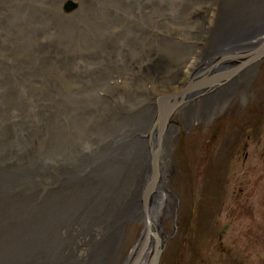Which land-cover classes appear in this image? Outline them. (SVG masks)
I'll use <instances>...</instances> for the list:
<instances>
[{"label": "bare ground", "instance_id": "bare-ground-1", "mask_svg": "<svg viewBox=\"0 0 264 264\" xmlns=\"http://www.w3.org/2000/svg\"><path fill=\"white\" fill-rule=\"evenodd\" d=\"M190 1L180 2L179 7L184 9ZM140 2L0 0V50H4L0 53V264H30L40 255L39 252L58 250L61 229L69 230L76 223L87 226H83V230L89 226L97 227L94 231L100 235L101 241L93 246L95 249L90 256L104 257L116 248L111 244L119 225L136 217L144 220L140 196L150 177V150L155 148L157 140L156 127L151 131L156 118V108L149 97L151 90L147 89L148 93L138 98H123L126 104L122 105L115 99L110 101L101 97L96 88L105 79L104 67L109 66L106 71L128 72L126 66L116 61V41L113 43L107 38L112 39L108 35L113 34L116 23L128 22L123 24L125 29L138 25L135 20L141 12L137 11L132 22L128 15L132 10L129 7L135 10L138 4H143L146 11L142 17L164 9L162 0ZM203 2L211 6L213 20L197 32L205 33L198 36L201 42L196 41L201 45L188 41L183 45L175 43L172 36L163 38L157 32L145 36L139 28L123 37L128 43L138 45L143 36L144 39L152 37L148 45L153 59L150 71L153 76H158V85L155 84L160 90L158 94L179 90L192 73L207 67L218 55L249 50L264 37V0ZM115 8L118 12L122 10V21L114 17L112 9ZM234 42L239 45L232 47ZM102 44L109 52L106 58L101 57L102 50L98 49ZM25 49L31 51L23 59ZM119 50L125 52L124 48ZM82 54L89 56L97 65L92 66L85 61L89 66L80 68L78 60ZM232 58L240 61L241 57ZM232 58L217 62L210 74L233 66ZM49 62L59 64L77 86L69 91L62 89L59 93L55 86L46 83L42 89L32 91L19 85L23 67L31 68L33 77L30 81L38 82L41 80L37 77L38 69ZM248 68L242 73L244 77L245 74L250 75L251 68ZM170 79L171 82L165 84ZM238 79L236 77L221 87L223 81L203 87L202 91L186 93L160 134L159 175L149 193L150 211L147 214L154 224L158 223L163 234L159 219L163 208L168 209L164 158L168 142L175 132L169 122L174 121L176 112H182L185 120L193 113L197 116V113L206 112L213 101L215 104L225 98V91ZM178 81L182 83L179 85ZM73 90L76 93H72ZM114 94L120 96L117 90ZM92 104L96 108L86 109ZM73 108L83 112L76 114ZM11 115L20 118L23 115L21 121L29 131L33 132L37 126L43 131L38 149L20 154L19 150L16 152L24 138L17 134L15 122L9 118ZM135 247L125 254L120 264L129 262ZM147 257L148 251L142 254L138 264ZM58 260L62 258L58 257Z\"/></svg>", "mask_w": 264, "mask_h": 264}, {"label": "rangeland", "instance_id": "rangeland-1", "mask_svg": "<svg viewBox=\"0 0 264 264\" xmlns=\"http://www.w3.org/2000/svg\"><path fill=\"white\" fill-rule=\"evenodd\" d=\"M128 1L131 2L133 0ZM134 1L142 3L140 0ZM183 1L162 0L164 9L156 11L157 13L150 12L148 15L145 14V17H142L146 11V7L142 6L143 4H138V8L135 10H133V7H129V9H132L128 12L130 13L128 15L132 19V22L135 20L134 16L137 11L138 13L141 12L138 14L141 16L135 20L138 25L126 27L125 29L124 25H127L128 22H122L119 25L116 23L117 28H114L115 31H112V35H108L112 36V39L107 38L112 40L111 42L113 43L116 41L117 48L115 51L118 50V52H115L116 61L119 65L126 66L128 72H121L119 70L106 71V67L108 68L109 66L104 67L105 79L96 87L101 97L109 98V100L111 99L110 101L115 99L117 103L125 105L126 101L123 98H127L128 96V98H138L140 95L148 93V90H151L149 97L153 100L158 95V91H160L155 85L157 81L159 82L158 76H153L152 71H150L152 68H150V63L153 62V59L149 55L150 50L148 45L152 37L144 39L143 36L139 45L137 43L130 44L124 39L127 32L129 33L131 30L136 31L139 28L145 36H149V33L157 32L163 38H170L172 36V40L175 43L183 45L188 41L190 44L193 43V45H201L198 42L202 40H198V36L201 37L205 33L201 31L198 34L197 32L201 26L204 25L206 28L213 20L211 18L212 13L210 12L211 6L203 2L206 0H192L183 9V6L179 7V3ZM112 11L114 17H117V21H122L120 15L122 10L118 12L119 10L115 8ZM196 34H198L197 37H195ZM1 39L2 37L0 36ZM125 44H127L128 48L124 46ZM119 48H124L125 52L119 50ZM98 49L102 50L100 51L101 57L106 58L109 55L107 47L103 44ZM30 51V49H25L22 58L24 59L28 55L27 52ZM3 52L4 50L1 49L0 53ZM81 56L78 60L79 67L81 65L80 68L88 67L89 65L87 66L86 63L92 66L97 65L89 56L85 54ZM50 63L41 65L43 67L40 66L38 69L37 77H41V80L38 79V82L37 80L30 81L31 77H33L31 76V68H28V66L23 67L20 70L22 74H19L21 76L18 78L20 80L18 82L19 85H23L24 89L29 88L32 91L39 90L46 83L51 87L55 86L59 93H62V89L63 91H69L72 87L77 86L59 64H56V62ZM263 68L264 65L261 66V73H264ZM49 69L51 70L49 71ZM75 69H78L76 65ZM50 75L51 77H49ZM170 82L171 79L165 84ZM79 88L81 90L83 87ZM116 90L120 93V96L115 95L116 93L114 94ZM72 93H76V90H73ZM223 100L216 102L217 105ZM242 104V99L234 103L230 100L229 107L233 108L231 116L228 117L230 120H236L238 105L241 106ZM94 107L96 108L93 105L86 109L92 110ZM222 109L221 104L212 107L213 116L215 115L216 119H211L210 123L208 122L210 118L207 111L197 113V116H194L193 113L187 120L184 119L185 117L182 112H176L173 116L174 124H176L175 132L172 134V141L169 140L168 142L169 148L167 147L164 158L167 169L165 180L167 181V188L170 190V192L166 191L168 209L163 208L162 218L159 219L164 233L169 238L166 241L159 264H264V149L262 148L264 144V125L262 122V125L259 127L260 141L257 148L250 151L246 158L240 154L238 158L233 159L234 153L231 144L228 146L223 145L224 131L220 129L223 119ZM260 110L263 112L264 105H261ZM75 111L74 113L76 114L83 112L76 109ZM30 112L34 113V111ZM22 117L24 116L21 115ZM9 118L15 122L14 127L19 137L21 139L24 138V140H21V146L18 147L16 152L19 150L18 154H20L38 149L41 145L40 143H42L43 131L38 126L35 127L33 132L29 131L25 127L27 125L17 115H11ZM262 118L261 114L259 120H263ZM215 127H218V131L212 137L214 139H212L211 136ZM24 136L27 140H25ZM23 141L25 142L23 143ZM230 148L231 151L229 152ZM236 179H240L241 184L235 186ZM241 179H244V181L241 182ZM238 188L242 189L241 193H237ZM233 191L235 192L232 193ZM174 196L177 198V201ZM175 211L177 224L174 228ZM224 212H231V219L229 221H226L222 216ZM226 222H228V225L221 232L222 225ZM83 226L76 223L72 224L69 230H66V228L61 229L58 250L53 251L51 249V251L43 254L39 252L42 255L36 256L33 259L34 262L32 261L30 264H46V262L47 264H51V262L65 264L66 261L68 264H79V262H76L78 256H84L87 253L85 256L89 257L95 249L93 246L97 245L96 243H100L101 239L99 238L101 237L97 231H94L97 230L96 226H89L85 230L82 228L87 226ZM143 228V217H136L131 219V222H127L124 227L123 237L118 244L119 247L116 246L112 250L113 253L102 257L105 260L104 264H120L125 254H128L138 244V240L143 237ZM89 231H91L90 234L86 233ZM219 232L222 233L220 237L217 235ZM81 242L85 243L84 247L77 250L78 252H72L73 243L79 244ZM46 254L49 255L47 256ZM58 257L62 258L61 262L58 260Z\"/></svg>", "mask_w": 264, "mask_h": 264}, {"label": "water", "instance_id": "water-1", "mask_svg": "<svg viewBox=\"0 0 264 264\" xmlns=\"http://www.w3.org/2000/svg\"><path fill=\"white\" fill-rule=\"evenodd\" d=\"M238 43H233L232 47H237ZM232 58V57H241L239 58L240 61L233 67L228 68L226 70H220L218 72L212 73L211 68L216 65L217 62L222 61L224 58ZM264 59V37L263 39L252 46L249 50L246 51H237L232 53H225L223 55H218L207 67L202 68L199 72L192 73L189 78L184 81L181 88L175 92H162L155 96L153 99L154 106L156 108V118L154 124L152 126L151 131L156 127V134L157 140L155 144V148L150 150V162H151V173L149 180L144 185L141 191V206L144 215V228H143V237L142 239L138 240V244L134 248L132 253V257L126 264H138L142 254L148 251V257L142 262V264H159L161 254L164 250L165 244L169 236H166V233H161V229L157 224H154L153 220L151 219L150 215L147 212L150 211L149 206V193L153 189V185L158 179L159 175V167L158 165V153L160 148V134L166 127L168 121H170V116L175 112V108L181 101L186 93L191 91H202L200 90L203 87H210L213 84L221 83L222 81L226 80L230 77L233 72L237 71L238 69L252 63H256L262 61ZM179 85L182 82H177ZM170 126H174V121L169 122ZM166 191L168 189L165 188ZM175 197V196H174ZM177 201V198L175 197ZM177 204V203H176ZM177 207V206H176ZM133 213V212H132ZM174 224L173 227H176V211L174 212ZM127 222H131L129 219L128 221L124 222V224L118 226V230L114 235V242L111 245L118 246L120 243L123 234H124V227ZM171 236V235H170ZM137 243V241H136ZM85 243L81 242L79 244L73 243L72 252H76L77 250L83 248ZM119 247V246H118ZM115 248V247H114ZM76 262L80 264H104L105 261L102 257L97 254L93 256H78L76 258Z\"/></svg>", "mask_w": 264, "mask_h": 264}, {"label": "flooded vegetation", "instance_id": "flooded-vegetation-1", "mask_svg": "<svg viewBox=\"0 0 264 264\" xmlns=\"http://www.w3.org/2000/svg\"><path fill=\"white\" fill-rule=\"evenodd\" d=\"M233 60V66H235L239 62V60L235 58ZM262 65H264V59L256 63L248 64L246 65V67L244 66L235 71L234 74L224 80L220 85L221 87L222 85L231 82V80H233L234 78H239L230 89L225 91L223 95V97L226 96L225 100L218 103V105L221 104L223 108V119L220 126V129L224 131L223 145L228 146L229 144H231V148L233 149L234 153L233 159L238 158L240 154H242V157L246 158L250 151H253L257 148V145L260 141V133H258L259 127L262 125V122L264 125V110L263 112L262 110H260L261 105H264V73L260 72ZM247 68H251L250 75L245 74L246 77H244L242 73ZM240 99L243 100V104L241 106L238 105L236 120H230V118L228 117L231 116L233 108L229 107V102L230 100H232L234 103L236 101H240ZM218 105L217 103L214 104V101L212 106L209 105V108L207 109V113L210 118V120L208 121L209 123L211 119H216V116H213L212 107H216ZM245 109H247L246 112ZM261 114L263 120H259ZM217 131L218 127H215L211 138L216 135ZM231 148L229 152L231 151ZM262 148L264 149V144L262 145ZM236 180L237 181L234 183L235 186L241 184L240 179ZM243 181L244 179H241V182ZM237 190V193L242 192L241 188H238ZM234 192L235 191H233L232 193ZM222 216L224 217V219H226V221H229L231 219V212H224ZM227 225L228 222L222 225L221 232L226 229ZM217 235L218 237H220L222 233L219 232Z\"/></svg>", "mask_w": 264, "mask_h": 264}]
</instances>
